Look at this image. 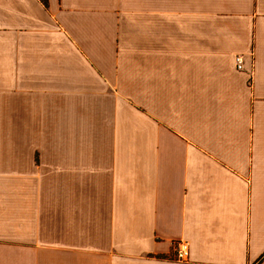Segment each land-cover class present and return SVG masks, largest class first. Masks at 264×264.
<instances>
[{"label":"crops","instance_id":"crops-1","mask_svg":"<svg viewBox=\"0 0 264 264\" xmlns=\"http://www.w3.org/2000/svg\"><path fill=\"white\" fill-rule=\"evenodd\" d=\"M0 264H264V0H0Z\"/></svg>","mask_w":264,"mask_h":264},{"label":"built area","instance_id":"built-area-1","mask_svg":"<svg viewBox=\"0 0 264 264\" xmlns=\"http://www.w3.org/2000/svg\"><path fill=\"white\" fill-rule=\"evenodd\" d=\"M235 63L239 71L244 69L243 57H237L235 59ZM174 251H175L176 261H179L180 263H182V262H186L189 260L190 246L188 242L178 241L177 243H174Z\"/></svg>","mask_w":264,"mask_h":264},{"label":"trees","instance_id":"trees-1","mask_svg":"<svg viewBox=\"0 0 264 264\" xmlns=\"http://www.w3.org/2000/svg\"><path fill=\"white\" fill-rule=\"evenodd\" d=\"M42 1V4L45 6V7H47V2H48V0H41Z\"/></svg>","mask_w":264,"mask_h":264}]
</instances>
